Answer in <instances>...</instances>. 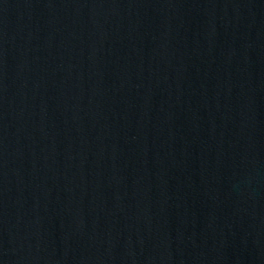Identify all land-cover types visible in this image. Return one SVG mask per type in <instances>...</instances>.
<instances>
[{
  "label": "water",
  "instance_id": "95a60500",
  "mask_svg": "<svg viewBox=\"0 0 264 264\" xmlns=\"http://www.w3.org/2000/svg\"><path fill=\"white\" fill-rule=\"evenodd\" d=\"M0 264H264V0H0Z\"/></svg>",
  "mask_w": 264,
  "mask_h": 264
}]
</instances>
